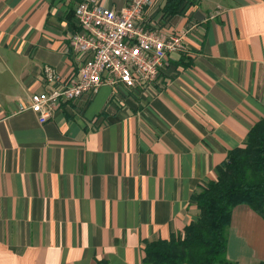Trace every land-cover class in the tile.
I'll return each mask as SVG.
<instances>
[{
    "label": "crops",
    "instance_id": "obj_1",
    "mask_svg": "<svg viewBox=\"0 0 264 264\" xmlns=\"http://www.w3.org/2000/svg\"><path fill=\"white\" fill-rule=\"evenodd\" d=\"M83 1L0 0V264H143L147 242L199 218L193 197L264 119V0H196L160 23L187 32V51L170 54L157 92L103 84L41 124L30 98L50 89L45 67L71 76ZM227 258L264 263V218L247 205Z\"/></svg>",
    "mask_w": 264,
    "mask_h": 264
},
{
    "label": "built area",
    "instance_id": "obj_2",
    "mask_svg": "<svg viewBox=\"0 0 264 264\" xmlns=\"http://www.w3.org/2000/svg\"><path fill=\"white\" fill-rule=\"evenodd\" d=\"M156 5L154 0H128L115 11L89 0L81 2L74 13L77 29L68 37L75 55L71 76L45 67L50 89L33 94L27 109L44 124L63 104L92 97L103 84L157 92L170 54L187 51V32L167 35L158 19L152 29L145 28L142 19Z\"/></svg>",
    "mask_w": 264,
    "mask_h": 264
},
{
    "label": "trees",
    "instance_id": "obj_3",
    "mask_svg": "<svg viewBox=\"0 0 264 264\" xmlns=\"http://www.w3.org/2000/svg\"><path fill=\"white\" fill-rule=\"evenodd\" d=\"M195 3L164 0L158 20L183 15ZM216 173V179L204 183L193 197L199 218L168 240L147 242L143 264H234L227 258L233 210L247 205L264 218V119L252 128L243 146L229 152Z\"/></svg>",
    "mask_w": 264,
    "mask_h": 264
}]
</instances>
